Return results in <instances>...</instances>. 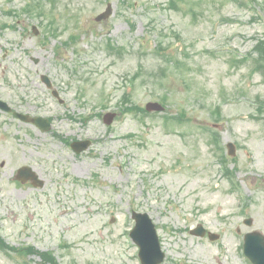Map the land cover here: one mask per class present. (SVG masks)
I'll return each instance as SVG.
<instances>
[{
    "label": "rangeland",
    "instance_id": "1",
    "mask_svg": "<svg viewBox=\"0 0 264 264\" xmlns=\"http://www.w3.org/2000/svg\"><path fill=\"white\" fill-rule=\"evenodd\" d=\"M37 3L0 0V100L51 123L41 131L0 110L5 243L49 250L61 264H140L128 236L136 210L156 226L162 264H250L243 234H264V80L233 61L264 34V0H185L176 10L168 0H43L42 17ZM107 3L113 15L95 22ZM124 93L165 108L121 113ZM213 125L221 148L205 130ZM76 139L92 144L77 154ZM229 141L232 180L220 158ZM23 166L44 184L16 180ZM197 224L220 238L191 235ZM0 264L19 262L0 250Z\"/></svg>",
    "mask_w": 264,
    "mask_h": 264
},
{
    "label": "water",
    "instance_id": "2",
    "mask_svg": "<svg viewBox=\"0 0 264 264\" xmlns=\"http://www.w3.org/2000/svg\"><path fill=\"white\" fill-rule=\"evenodd\" d=\"M111 13L110 8L99 15L96 19L101 20L107 18ZM45 81H47L46 77H43ZM0 108L9 110L6 107V104L0 102ZM146 109L151 110H161L162 107L157 103H148L146 105ZM16 116L24 121H31L38 125L42 130H47L50 126L49 124L37 117V118H28L26 116L16 114ZM113 115H106V123H110ZM76 147L73 145V148L79 152L83 149H86L88 146V141L82 142ZM20 178H30L35 179V176L29 171V169H21L20 170ZM133 219L135 220V226L132 229L130 235L132 239L139 245L140 251L139 256L142 264H158L162 258L163 254L160 252L158 239L155 233V229L151 220L148 218L147 214L141 213H133ZM198 228L195 232H199ZM244 253L254 264H264V237L257 233H249L244 237Z\"/></svg>",
    "mask_w": 264,
    "mask_h": 264
},
{
    "label": "trees",
    "instance_id": "3",
    "mask_svg": "<svg viewBox=\"0 0 264 264\" xmlns=\"http://www.w3.org/2000/svg\"><path fill=\"white\" fill-rule=\"evenodd\" d=\"M171 4L174 5V2H171ZM256 52L258 53V57H259V61L264 62V41H260L256 48H255ZM262 64V63H260ZM264 66V64H263ZM129 110V109H127ZM0 246H3L2 240L0 239ZM25 253L28 254H38L39 256L42 257V259L44 260V262L49 263V264H58L55 259L48 253H44V252H39L37 250H35L32 247H28L26 249L23 250Z\"/></svg>",
    "mask_w": 264,
    "mask_h": 264
}]
</instances>
